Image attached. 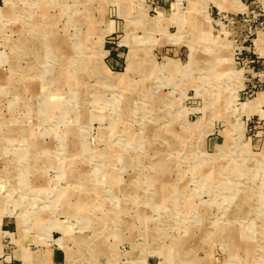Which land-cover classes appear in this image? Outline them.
I'll return each instance as SVG.
<instances>
[{"label": "rangeland", "instance_id": "374dc122", "mask_svg": "<svg viewBox=\"0 0 264 264\" xmlns=\"http://www.w3.org/2000/svg\"><path fill=\"white\" fill-rule=\"evenodd\" d=\"M263 37L264 0H0V264H264Z\"/></svg>", "mask_w": 264, "mask_h": 264}, {"label": "bare ground", "instance_id": "6f19581e", "mask_svg": "<svg viewBox=\"0 0 264 264\" xmlns=\"http://www.w3.org/2000/svg\"><path fill=\"white\" fill-rule=\"evenodd\" d=\"M223 2H224V1H223ZM225 5H226V3H225ZM225 5H224V6H225ZM222 6H223V5H222ZM226 6H227V5H226ZM42 13H43V12H42ZM45 16H46V15H45ZM45 16H44V17H45ZM263 38H264V37H263ZM260 39H261V38H260ZM56 53H57V52H56ZM69 79H70V78H69ZM75 80H76V79H75ZM73 81H74V80H73ZM260 95H261V94H260ZM48 101H49V100H48ZM54 101H55V100H54ZM48 103H50V102H48ZM54 103H55V102H54ZM59 104H60V103H59ZM53 106H54V105H53ZM43 109H44V108H43ZM59 109H60V108H59ZM51 111H52V110H51ZM52 112H53V111H52ZM225 157H226V156H225ZM254 161H255V160H254ZM162 192H163V191H162ZM63 200H64V199H63ZM190 233H191V232H190ZM238 234H239V233H238ZM189 235H190V234H189ZM235 236H236V235H235ZM187 237H188V236H187ZM184 239H185V238H184ZM236 239H237V238H236Z\"/></svg>", "mask_w": 264, "mask_h": 264}]
</instances>
